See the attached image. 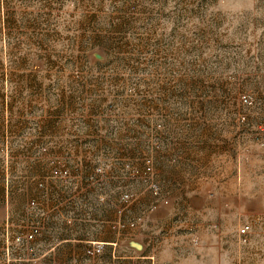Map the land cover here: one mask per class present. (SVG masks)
<instances>
[{
	"label": "rangeland",
	"instance_id": "rangeland-1",
	"mask_svg": "<svg viewBox=\"0 0 264 264\" xmlns=\"http://www.w3.org/2000/svg\"><path fill=\"white\" fill-rule=\"evenodd\" d=\"M263 134L264 0H0V264L64 204L143 231L111 264H235L244 201L264 264Z\"/></svg>",
	"mask_w": 264,
	"mask_h": 264
},
{
	"label": "crops",
	"instance_id": "crops-1",
	"mask_svg": "<svg viewBox=\"0 0 264 264\" xmlns=\"http://www.w3.org/2000/svg\"><path fill=\"white\" fill-rule=\"evenodd\" d=\"M79 140L83 141V139ZM71 146H74L77 150L81 149L78 142ZM216 177L218 176L214 178ZM180 181L181 191L188 193V176H182ZM239 209L247 212H242V214L247 215L250 212L261 211L263 207H251L244 201L239 206ZM60 221L61 227H58L55 221L53 227L55 235L48 239H43L40 236L37 240L36 248L24 249L26 246L24 245L13 249L12 257L9 258L12 261L11 264H111V259L138 257V253L144 249V244L139 249L132 247L123 248L125 243L132 241L136 243V241H139L137 236L142 234L143 231H140L137 227L134 230L127 231L128 226L124 223L122 224L119 219H114V221L110 222L94 220L86 214L75 215L73 212L68 211L67 205L65 206L64 204ZM92 222H97L99 228L87 231L85 235H80L77 230L78 226L92 227ZM154 227L151 225L150 235L158 234L157 226L155 225ZM93 231H97V233L93 234ZM92 242L99 243L103 247L102 252L97 256H90L85 252V248ZM161 243L155 238L151 244L152 250H157Z\"/></svg>",
	"mask_w": 264,
	"mask_h": 264
},
{
	"label": "built area",
	"instance_id": "built-area-1",
	"mask_svg": "<svg viewBox=\"0 0 264 264\" xmlns=\"http://www.w3.org/2000/svg\"><path fill=\"white\" fill-rule=\"evenodd\" d=\"M240 101L244 103L245 105H250L252 103L251 98L247 94H243L240 96ZM260 143L261 145L264 146V134L261 135L260 137ZM55 175H59L60 177H67L68 176V171L66 169H59L58 171L55 170L53 171ZM146 173L148 174V186L147 188L149 189H156V183L154 181V175L152 173V168L150 165L146 166ZM241 215L240 213L238 215L237 219V225H236V248H237V254L235 258V264H248L243 256H242V247L246 244L247 239H248V233L250 230V224L245 223L241 221ZM37 232V229H32L26 237L29 239H32L35 236V233ZM101 244L95 243L94 247L92 249H88L87 253L88 254H96L101 251Z\"/></svg>",
	"mask_w": 264,
	"mask_h": 264
}]
</instances>
